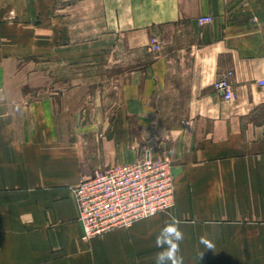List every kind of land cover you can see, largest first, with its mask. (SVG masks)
I'll return each instance as SVG.
<instances>
[{
	"label": "crops",
	"instance_id": "crops-1",
	"mask_svg": "<svg viewBox=\"0 0 264 264\" xmlns=\"http://www.w3.org/2000/svg\"><path fill=\"white\" fill-rule=\"evenodd\" d=\"M185 27L197 35L187 115L154 150L172 166L176 206L86 242L74 189L126 162L129 119L153 116L162 61L115 74L111 120L91 122L89 81L69 74V56L91 41L149 52ZM229 73L232 101L214 88ZM261 81L264 0H0V264H154L170 217L182 264H264Z\"/></svg>",
	"mask_w": 264,
	"mask_h": 264
},
{
	"label": "rangeland",
	"instance_id": "rangeland-1",
	"mask_svg": "<svg viewBox=\"0 0 264 264\" xmlns=\"http://www.w3.org/2000/svg\"><path fill=\"white\" fill-rule=\"evenodd\" d=\"M196 36V32L189 27L172 28L160 32L162 47L159 52H155L149 44L147 46L149 52L142 50L135 54H116L113 52V43L104 44L103 41H91L77 45L79 49H75L72 59L69 56V61L73 62V68L69 70V74H73L75 81H80L82 78H87L89 81L91 122L101 120V117L98 116H106V121L111 120L109 114L113 112L115 95L112 80L115 74L126 72L131 64L133 66L134 63H144L149 58L162 61L155 91L148 102L153 108V116L129 119L132 124V132L125 135L127 147L124 157L126 162L105 164L98 171L143 160L147 150H152L154 154V150L160 144L169 140L170 127L184 120L187 115L192 82L193 58L189 50ZM104 45L109 48L103 49ZM116 61L122 64L121 69L115 68ZM103 103H105L104 107ZM140 104L138 103V105ZM103 108L105 110L101 111ZM98 109H101L100 113H98ZM108 136L112 137V134H108ZM111 151V153L114 152L112 148ZM107 154L110 153L107 152ZM129 155L132 158L127 161Z\"/></svg>",
	"mask_w": 264,
	"mask_h": 264
},
{
	"label": "built area",
	"instance_id": "built-area-1",
	"mask_svg": "<svg viewBox=\"0 0 264 264\" xmlns=\"http://www.w3.org/2000/svg\"><path fill=\"white\" fill-rule=\"evenodd\" d=\"M213 22L212 17H202L201 25ZM150 46L161 50L156 38ZM229 73L216 81L214 88L227 101L237 95L230 83ZM264 86V81L260 83ZM1 119V114H0ZM82 224V239L90 242L116 228L130 227L134 223L167 213L176 206L172 166L169 160H161L147 150L143 160L105 168L85 178L74 189Z\"/></svg>",
	"mask_w": 264,
	"mask_h": 264
},
{
	"label": "clouds",
	"instance_id": "clouds-1",
	"mask_svg": "<svg viewBox=\"0 0 264 264\" xmlns=\"http://www.w3.org/2000/svg\"><path fill=\"white\" fill-rule=\"evenodd\" d=\"M181 222L175 217H170L165 222V226L160 230L155 239L156 252L153 260L154 264H182V257L178 255L180 243L184 239V232L180 227ZM202 242L208 244L203 237ZM211 247V245H208Z\"/></svg>",
	"mask_w": 264,
	"mask_h": 264
}]
</instances>
